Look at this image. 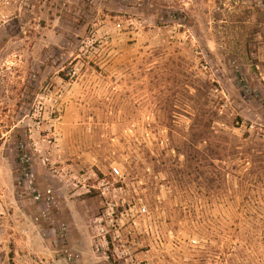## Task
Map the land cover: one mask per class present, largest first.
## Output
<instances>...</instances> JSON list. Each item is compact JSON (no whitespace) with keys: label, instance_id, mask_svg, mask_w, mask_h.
Here are the masks:
<instances>
[{"label":"rangeland","instance_id":"obj_1","mask_svg":"<svg viewBox=\"0 0 264 264\" xmlns=\"http://www.w3.org/2000/svg\"><path fill=\"white\" fill-rule=\"evenodd\" d=\"M0 264H264V0H0Z\"/></svg>","mask_w":264,"mask_h":264},{"label":"built area","instance_id":"obj_2","mask_svg":"<svg viewBox=\"0 0 264 264\" xmlns=\"http://www.w3.org/2000/svg\"><path fill=\"white\" fill-rule=\"evenodd\" d=\"M112 176H119V170L116 167L111 168V173Z\"/></svg>","mask_w":264,"mask_h":264}]
</instances>
